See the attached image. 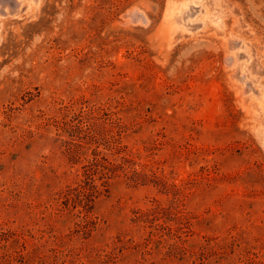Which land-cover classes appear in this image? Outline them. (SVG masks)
Masks as SVG:
<instances>
[{"label": "rangeland", "instance_id": "1", "mask_svg": "<svg viewBox=\"0 0 264 264\" xmlns=\"http://www.w3.org/2000/svg\"><path fill=\"white\" fill-rule=\"evenodd\" d=\"M166 1L0 9V264H264L242 80L220 35L162 44ZM223 1L264 86V0Z\"/></svg>", "mask_w": 264, "mask_h": 264}, {"label": "bare ground", "instance_id": "2", "mask_svg": "<svg viewBox=\"0 0 264 264\" xmlns=\"http://www.w3.org/2000/svg\"><path fill=\"white\" fill-rule=\"evenodd\" d=\"M22 1L0 0V9H3L4 12L16 11L21 7ZM38 1L29 0L28 5L37 7ZM136 6L126 13L128 21L148 23L147 15ZM233 13V10L228 9L223 0H167L158 35L165 47H171L187 34L194 33L198 27L204 28V31H207L211 36L220 35L223 37L226 47L225 60L235 66L233 76H236L237 80H242L237 90L238 96L241 98L247 114L257 122L254 125V133L264 147V86L258 84L259 76L253 70L255 69V59L243 39L237 40L236 36L231 34L223 35L226 18ZM192 14L193 17H188ZM241 46L246 50L242 55L239 50L232 49L241 48ZM247 77L250 79L248 80Z\"/></svg>", "mask_w": 264, "mask_h": 264}]
</instances>
